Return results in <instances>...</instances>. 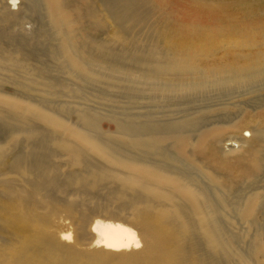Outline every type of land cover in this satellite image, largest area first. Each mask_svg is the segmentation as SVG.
Wrapping results in <instances>:
<instances>
[{
  "label": "bare ground",
  "instance_id": "6f19581e",
  "mask_svg": "<svg viewBox=\"0 0 264 264\" xmlns=\"http://www.w3.org/2000/svg\"><path fill=\"white\" fill-rule=\"evenodd\" d=\"M11 2L0 264H264V0Z\"/></svg>",
  "mask_w": 264,
  "mask_h": 264
},
{
  "label": "rangeland",
  "instance_id": "374dc122",
  "mask_svg": "<svg viewBox=\"0 0 264 264\" xmlns=\"http://www.w3.org/2000/svg\"><path fill=\"white\" fill-rule=\"evenodd\" d=\"M19 2H20V0H16V2H14V3H12L11 2V6H10V9L12 10V12H16V10H17V7L19 6ZM8 3H10V2H8ZM29 22V23H28ZM26 24H25V29L27 30V31H30L31 29H32V26L34 27L35 26V24H33L32 22H30V21H28ZM28 28V29H27ZM246 137H248V131L247 132H244L243 133ZM230 143H232V144H234V142L232 141V142H225L224 143V145H225V150H228V149H230L231 147L230 146H227V144H230ZM236 146V145H235ZM233 148H236V147H233Z\"/></svg>",
  "mask_w": 264,
  "mask_h": 264
}]
</instances>
